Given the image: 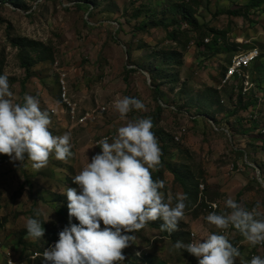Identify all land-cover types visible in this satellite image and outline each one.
Instances as JSON below:
<instances>
[{"label": "rangeland", "instance_id": "rangeland-1", "mask_svg": "<svg viewBox=\"0 0 264 264\" xmlns=\"http://www.w3.org/2000/svg\"><path fill=\"white\" fill-rule=\"evenodd\" d=\"M249 1L0 0V75L8 76L14 102L28 94L50 113L53 135L70 133L74 153L67 161L53 153L39 171L27 156L21 163L0 154V264L42 250L68 226L64 193L101 152L97 142H112L128 120L149 116L163 156L153 179L164 181L173 205L177 193L187 195L185 215L171 234L161 231L162 220L135 232L123 264H198L174 244L209 233L239 249L235 264L264 258V248L234 226L219 230L205 219L230 211L228 198L248 210L259 204L264 218V4L248 11ZM254 48L247 90L239 78L223 83L233 56ZM124 96L146 109L121 119L114 102ZM29 217L41 222L42 239L28 237Z\"/></svg>", "mask_w": 264, "mask_h": 264}, {"label": "clouds", "instance_id": "clouds-1", "mask_svg": "<svg viewBox=\"0 0 264 264\" xmlns=\"http://www.w3.org/2000/svg\"><path fill=\"white\" fill-rule=\"evenodd\" d=\"M12 97L8 76L0 75V154L21 163L27 156L37 171L48 165L53 153L60 161L74 155L70 133L53 135L50 113L41 110L35 97L25 94L23 103ZM161 106L165 105L161 102ZM114 109L124 119L133 109L143 111L146 106L140 99L124 96L115 100ZM153 127L150 116L131 119L117 129L112 142L108 137L97 142L101 152L72 178L76 187H67L64 193L69 225L59 232L54 247L43 251L42 264H123V250L136 240L134 233L149 222L162 220L161 231L169 234L178 229L187 195L177 193L173 205V197L169 195L166 201L161 191L164 181L153 179L152 171L160 166L162 156ZM225 205L230 211L209 213L205 217L208 224L219 230L234 226L250 245H264L259 204L248 210L228 198ZM72 218L78 223H72ZM25 227L29 238L44 236L37 218L29 217ZM174 247L196 257L198 264H235L240 256L226 235L216 233L187 244L178 240ZM242 264H264V258L254 255Z\"/></svg>", "mask_w": 264, "mask_h": 264}, {"label": "built area", "instance_id": "built-area-1", "mask_svg": "<svg viewBox=\"0 0 264 264\" xmlns=\"http://www.w3.org/2000/svg\"><path fill=\"white\" fill-rule=\"evenodd\" d=\"M259 55V51L257 48L250 49L246 52H240L235 54L231 59V62L227 65V69L225 71L223 77V83L228 80H234L235 78H239L240 84L243 83L245 86L243 90H247V83L249 80V73L245 71V68L249 66ZM66 94V93H65ZM66 226L59 228L57 230V237L50 240L49 243L39 251H32L29 255H27L24 259L14 257L7 259V264L11 261V264H41L43 261V251L47 248L54 247L55 243L59 240V232L62 231ZM0 240V244H1ZM260 248H264V245H257ZM254 256V254H252Z\"/></svg>", "mask_w": 264, "mask_h": 264}, {"label": "trees", "instance_id": "trees-1", "mask_svg": "<svg viewBox=\"0 0 264 264\" xmlns=\"http://www.w3.org/2000/svg\"><path fill=\"white\" fill-rule=\"evenodd\" d=\"M264 4V0H250L244 9L248 10V11H251L253 9H259L262 5ZM78 8H83L81 5H78ZM230 13H233V14H236L238 15L239 13H241L240 11H233V12H230ZM188 24L191 25V26H194L195 25V22L191 21V20H188ZM161 25L166 28V29H169L170 28V25H165L163 23H161ZM177 32V31H176ZM175 31H169V34H171L173 37L176 36V33ZM200 45L203 43H199ZM201 45V46H202ZM207 46L211 47V48H214V46L212 47V43H209ZM27 76L29 77L30 76V72H29V69H27ZM23 91H26V82L23 83ZM160 93H161V90H160V87L157 86L155 88V98L157 99H160ZM160 111H161V107H160ZM159 111V112H160ZM153 124H154V121H153ZM161 160L163 161V156H161ZM58 235L57 231H56V234H54V236H52L51 239H54L56 238Z\"/></svg>", "mask_w": 264, "mask_h": 264}]
</instances>
